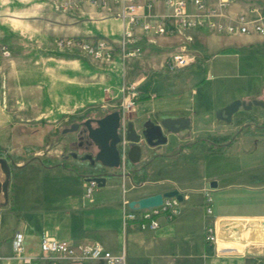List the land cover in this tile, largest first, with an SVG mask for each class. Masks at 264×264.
<instances>
[{
    "label": "rangeland",
    "instance_id": "obj_1",
    "mask_svg": "<svg viewBox=\"0 0 264 264\" xmlns=\"http://www.w3.org/2000/svg\"><path fill=\"white\" fill-rule=\"evenodd\" d=\"M57 3L58 0H0V49L6 47L10 52V56L0 54V155L9 154L14 162L23 163L27 168L22 173L20 169L15 172L23 182L14 187L16 209L44 204L39 198L42 191L49 192L50 196L60 194L55 188L62 182H54L50 176L56 173L45 167L63 162L61 151L69 152L61 147L62 128L74 118L104 117L120 112L124 87L134 84L141 75L138 71L148 64L144 59H118L108 63L94 60L78 50H58L56 41L75 38L72 27L78 22L68 18L70 14L59 11ZM247 37L264 39L241 36L196 41L192 43L197 46L196 51L205 53L209 60L202 58L174 73L160 70L162 59L154 58L152 66L142 73L148 74L143 86L148 99L139 100L137 112L124 120L141 126L148 121L160 124L177 114L193 117L192 129L167 134L166 145L154 149L143 146L141 162L128 165L133 171L138 169L135 173L139 174V166L156 158L161 150L176 156L181 145L183 149L189 147L193 139L188 134L206 135L208 148L199 145L184 160L167 163V169L159 171L157 178L189 180L190 189H212L211 184L217 183V188L212 189L214 212L211 218L221 214L264 213V190L249 188L264 185V109H241L231 123L216 117L217 111L229 104L237 100L255 101L256 98L246 100L244 97L264 92V43L251 44ZM158 38L172 44L181 37ZM217 41L222 47L212 46ZM138 44L142 48L140 55L144 56V47ZM130 67L137 70H132V75L128 74ZM144 94L140 93V98ZM197 140L200 138L194 139ZM92 170L97 173L101 168L97 165L90 169L83 163L73 171L90 174ZM0 173L4 180L1 170ZM127 187L130 189V183ZM105 188L109 193L107 200L124 196L121 179L108 178ZM150 188L146 185L141 191ZM87 193L88 189H83L85 196ZM186 193L190 194L191 201L180 205L176 216L180 223L178 231L201 246L205 240L203 221L207 214L200 205L201 195L193 191ZM96 196L94 192L92 198ZM46 198L50 200L49 196ZM47 205L50 206V201ZM11 218L2 217L4 239L11 235ZM260 224L251 225L249 230L258 232L262 228ZM183 228L188 231H182ZM253 241L247 243L242 252L264 249V237Z\"/></svg>",
    "mask_w": 264,
    "mask_h": 264
},
{
    "label": "crops",
    "instance_id": "obj_2",
    "mask_svg": "<svg viewBox=\"0 0 264 264\" xmlns=\"http://www.w3.org/2000/svg\"><path fill=\"white\" fill-rule=\"evenodd\" d=\"M83 11L84 12L70 14V17L68 16V18H72L78 22L72 27L73 35H76L72 37L85 39L106 38L116 43L122 40L124 26L120 21L108 18L105 12L95 10L89 6H85ZM141 14L146 15L147 20L151 23H161L167 27H172L174 25L172 19L169 17L170 9L162 3H157L151 8L143 7ZM146 35L147 34H144L140 30H135V36L138 42L143 45L145 55L131 59H144L148 62L145 69L138 71L141 75L134 83L143 94V86L148 81L146 77L148 74L142 73L152 66L154 58L156 60L162 59L161 65L158 66L160 70L167 69L170 71L167 65L168 59L185 49L188 54L196 57V61L192 62L190 65H194L202 58L209 60L205 53L196 51L197 46L195 45L194 47L192 43L196 41L201 42L202 40L207 41L208 39L216 40V38L220 39L223 37L234 38L208 30H193L187 33V35L192 37V41L179 38L174 43L167 44L166 40H160L158 38L159 36L147 35V37ZM247 38L250 40L251 44L254 42L264 43V39L258 37ZM214 44H219L217 47H222L218 41L217 43H213L212 46H215ZM184 47L185 49H183ZM169 52L173 53L167 56ZM118 59L121 60L120 57H117L115 61ZM128 69L130 71L127 73L132 75V70L135 68L130 67ZM170 72L174 73L175 71ZM191 88L192 93L195 94L196 90L193 86ZM244 98L246 100L249 98L264 100V92L259 96ZM145 99H148V96L144 94L140 100L142 101ZM136 112L137 108L134 114ZM172 118L187 117L185 114H177ZM190 118L192 129L195 124L193 123V117ZM188 136L193 139L191 142L192 144H189V147H184V149L181 145L178 152L175 154L176 156L170 155L171 152L166 153L167 150L164 149L157 154L156 159L141 164L139 166L141 172L139 174L136 173L139 178L140 175H143V180L140 183L136 182L139 180L138 178L134 179L131 174L129 175V173L133 171L128 165L129 162L127 163L126 173H124L122 169L114 171L118 175L116 178L123 181L124 188V196L120 195L114 200H107L109 193L106 192L107 190L105 187L108 185V181L104 188L96 189L97 199L92 198L88 200L87 195L85 196L83 194V189L86 188L85 178L88 177L89 174L76 173L70 168L65 167L63 162H58L55 164H48L45 168L56 173L50 176V178L54 179V182H62L55 188L61 191L60 194L50 196L49 192L42 191L39 198L44 204H35L29 208L16 209V193L14 187L22 185L23 182L20 178V174L15 175L12 178L9 189V201L5 205L0 206V264H23L19 260L9 259L14 253L13 242L16 237L21 238L25 249V255L34 258L32 264L50 263L42 261L40 259L42 254H39L41 252L40 243L42 237L46 233L59 241H65L71 244L98 243L114 254L125 253L126 264H264V249L257 252H242V248H244L247 243L255 242L253 239L258 240L256 237L257 233L264 230V213L248 215L221 214L215 216V218H211L208 215L204 217V239L207 225L214 220L218 223L220 241L217 246L207 243L206 240H203L204 244L199 246L192 238H189L186 233H179L178 229L180 228V223L177 220L178 218H175L171 222L162 219V226L157 231H141L134 228H124V200L130 202L170 190H179L181 194L188 197L184 199V201L190 202V194L186 192L193 191L201 195L200 205L204 209L203 191L208 188L190 189L191 183L189 180L182 179L181 181H177L166 177H162V179H160L161 177L157 178L159 171L167 169V166H165L167 163L184 160L186 155L188 156L191 150L199 145L208 148V142L205 139L206 135L196 133V135L194 134L195 137L193 134H188ZM195 138H200V140L194 141ZM166 155L168 157H165ZM143 161H145V158ZM18 165L20 166L21 173L27 170L25 164L18 163ZM56 171L61 172L58 173ZM136 172H138V169H136ZM128 183L131 185L130 189L127 187ZM146 185L151 186V188L141 191ZM249 188L253 190H264V185ZM129 191L130 195L127 196ZM48 196L50 197V200H48L50 201V206L47 205L48 201L46 197ZM86 201H88V203H86ZM0 202H4L3 196H0ZM3 216L7 218L9 216L12 217L11 220H9L11 221L12 232L11 235L8 234V237L5 239L2 237L4 225L3 223L1 224V220ZM174 222H177V224ZM259 223H261L260 225L262 228L258 232L249 230L251 225ZM182 231L188 230L183 228ZM182 234L185 235L183 236ZM229 240L234 242H229ZM84 264H104V262L88 261Z\"/></svg>",
    "mask_w": 264,
    "mask_h": 264
},
{
    "label": "built area",
    "instance_id": "obj_3",
    "mask_svg": "<svg viewBox=\"0 0 264 264\" xmlns=\"http://www.w3.org/2000/svg\"><path fill=\"white\" fill-rule=\"evenodd\" d=\"M157 3L170 9L169 17L174 25L167 27L161 23H151L147 16L141 14L143 7L151 8ZM89 6L103 11L124 26L122 40L118 43L106 38H61L56 41L58 50H78L97 61L112 63L117 57L121 60L135 59L141 56L142 48L138 46L135 30L144 34L162 37H181L192 41L187 35L193 30H208L217 34L241 37L259 36L264 38V0H58L56 7L63 13L73 14L84 12ZM185 49V47L183 48ZM0 54L10 56L6 47ZM196 57L187 53L186 49L173 55L167 61L170 71L190 65ZM121 111L123 125L120 134L123 136L120 152L122 170L127 171L128 142L125 140L127 122L125 118L134 113L140 100V91L136 84H127L123 89ZM86 181L87 198L92 199L98 188L94 181ZM184 199L188 197L183 195ZM181 202L173 198H164L159 207L143 210H132L129 201H123L124 228L141 231H157L161 228V220L173 221L179 213ZM214 199L212 189L203 191V207L208 216L213 214ZM218 223L214 220L205 228V240L209 244L218 245ZM11 260H19L23 264H32L34 258L25 255L24 245L20 237L13 242ZM41 260L53 264H84L88 261H101L104 264H126V255L114 254L98 243L71 244L59 241L46 233L41 240Z\"/></svg>",
    "mask_w": 264,
    "mask_h": 264
},
{
    "label": "water",
    "instance_id": "obj_4",
    "mask_svg": "<svg viewBox=\"0 0 264 264\" xmlns=\"http://www.w3.org/2000/svg\"><path fill=\"white\" fill-rule=\"evenodd\" d=\"M254 107L264 109L263 100H255L252 102H243L237 100L228 106L220 109L216 113L217 120L226 123H231L235 114L241 109L250 111ZM99 127L91 130L90 138L99 149L97 157L92 160L91 167H96L100 164L102 169L107 170L106 174L90 175L86 179L88 182L94 181L98 188H104L108 178L117 177L114 171L122 169V158L120 145L123 141V136L120 134V129L123 123V117L119 111L110 113L98 121ZM145 130L139 133L132 121H128L125 140L128 142V162L136 165L141 162L143 148L141 142L144 141L150 147H158L168 144V137L164 134L167 131L170 134H179L182 131L191 129V119L189 118H167L160 124H154L148 121L144 125ZM0 170L4 174V180L0 179V196H3L4 202H0V206L5 205L9 201V187L11 172L8 161L0 159ZM111 171V172H109ZM211 188H217V183H212ZM177 198L181 203L184 202V196L179 190H170L164 193L151 195L138 200L129 202V208L132 210H143L159 207L163 204L164 198Z\"/></svg>",
    "mask_w": 264,
    "mask_h": 264
},
{
    "label": "flooded vegetation",
    "instance_id": "obj_5",
    "mask_svg": "<svg viewBox=\"0 0 264 264\" xmlns=\"http://www.w3.org/2000/svg\"><path fill=\"white\" fill-rule=\"evenodd\" d=\"M120 113L122 115L121 109H120ZM101 118H103V116L74 118L71 120L70 123H68L64 128H62V130L60 131L61 136H62L61 147L64 150H69V152L61 151L60 158H62L63 165L65 167L70 168L71 170H75L76 167H78L80 164L82 165L83 163H86L88 167H90V169L95 168V167L94 168L91 167V162L97 157L99 153V149L95 145V143L91 140L90 133H91V130L97 129L99 127L97 121ZM146 123L142 124L141 126H135V128L137 129L139 133L145 130L144 125ZM164 134L167 136V134H170V133H168L167 131H164ZM170 135H174V134H170ZM141 146L142 148L143 146L150 148V149L157 148V147L148 146L144 141L141 142ZM0 151H1V148H0ZM0 159H6L8 161L10 172H11V178H10V186H11L12 178L16 175L15 172L18 169H20V166L18 165V163L13 161V158L9 154L0 155ZM42 164L44 165L45 163H42ZM97 165L100 168H102L100 164H96V166ZM106 173H107V170H104V169H102L100 172H97V173H95L92 170L88 176L95 175V174L96 175L106 174ZM130 174L131 172L129 173V175ZM0 178L2 179L1 173H0Z\"/></svg>",
    "mask_w": 264,
    "mask_h": 264
},
{
    "label": "trees",
    "instance_id": "obj_6",
    "mask_svg": "<svg viewBox=\"0 0 264 264\" xmlns=\"http://www.w3.org/2000/svg\"><path fill=\"white\" fill-rule=\"evenodd\" d=\"M136 171H132L131 172V176H133L134 177V179H136V178H138L139 180V182L138 183H140L142 180H143V175H140V178L136 175V173H135ZM48 264H51V263H48Z\"/></svg>",
    "mask_w": 264,
    "mask_h": 264
},
{
    "label": "bare ground",
    "instance_id": "obj_7",
    "mask_svg": "<svg viewBox=\"0 0 264 264\" xmlns=\"http://www.w3.org/2000/svg\"><path fill=\"white\" fill-rule=\"evenodd\" d=\"M263 228H264V224H263ZM218 234H219V232H218ZM256 237H257L258 240L263 238L264 237V230L260 231L259 233H257ZM219 241H220V239H219ZM219 241H218V244H219Z\"/></svg>",
    "mask_w": 264,
    "mask_h": 264
}]
</instances>
